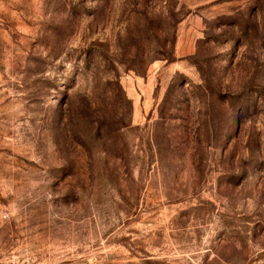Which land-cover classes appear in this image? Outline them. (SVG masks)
Masks as SVG:
<instances>
[{"label":"rangeland","instance_id":"1","mask_svg":"<svg viewBox=\"0 0 264 264\" xmlns=\"http://www.w3.org/2000/svg\"><path fill=\"white\" fill-rule=\"evenodd\" d=\"M0 264H264V0H0Z\"/></svg>","mask_w":264,"mask_h":264}]
</instances>
